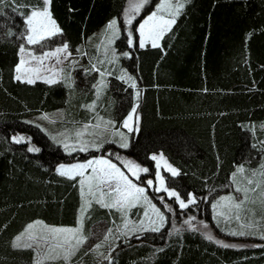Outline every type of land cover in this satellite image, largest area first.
Segmentation results:
<instances>
[{
  "label": "trees",
  "instance_id": "1",
  "mask_svg": "<svg viewBox=\"0 0 264 264\" xmlns=\"http://www.w3.org/2000/svg\"><path fill=\"white\" fill-rule=\"evenodd\" d=\"M36 2L0 4V264H34L32 249L12 247L14 237L31 222L76 225L84 204L78 178L59 175L56 166L97 155V151L67 155L27 121L52 110H62L72 120L87 119L82 105L92 102L97 81V72H85L91 68L87 62L73 71L71 88L64 81L15 80L21 34L26 33L20 13L28 9L13 11V7ZM155 2L151 0L139 16ZM128 4V0H52V16L62 33L48 41L67 43L69 52L86 53L91 62L98 51V33L112 19L124 28ZM132 25L135 28V22ZM132 34L134 47H128V35L116 40L119 60L105 78L97 108L119 126L137 100L136 90L117 79L118 70L136 77L141 92L139 130L121 151L151 170L150 154L161 153L179 172L174 177L165 174L168 187L184 199L189 194L196 199L183 217L197 214L215 228L212 202L232 190L236 167L255 169L264 157L260 145L264 140V0H186L160 47L140 48L135 29ZM125 51L131 58L120 55ZM97 67L104 70L102 65ZM15 134L25 142L14 143ZM29 147L40 151L29 152ZM115 213L93 201L86 213L81 212L84 229ZM230 238L234 243L226 244L236 247L225 248L199 229L168 222L159 232L142 231L119 240L107 264H264V241Z\"/></svg>",
  "mask_w": 264,
  "mask_h": 264
},
{
  "label": "snow or ice",
  "instance_id": "2",
  "mask_svg": "<svg viewBox=\"0 0 264 264\" xmlns=\"http://www.w3.org/2000/svg\"><path fill=\"white\" fill-rule=\"evenodd\" d=\"M14 2V0H13ZM150 0H128L129 7L125 10V17L124 23L126 25H131L133 19L135 18L134 14H139L141 9L147 5ZM190 2V0H187ZM4 0H0V4H3ZM51 4L52 0H37L35 5H19L15 4L13 7V11H17L19 7H26L28 10L26 12L20 13L23 16V22L26 26V33H22L21 36L24 41L28 45H35V44H42L43 41L47 39H51L52 36L61 34L62 29L57 25V22L52 16L51 12ZM185 7L184 0H159L158 6L155 10L151 11L146 18L143 19V22L139 24L138 28L135 29L136 32L139 33L138 38V46L140 48H144L147 43H151L152 47H160L158 41L163 38V35L171 30V27L176 23V18L181 14L182 10ZM119 26L118 21L116 19H112L108 22L105 28V39L107 40L108 45L112 44L114 39L119 35ZM12 35V33H9ZM103 44V41L101 42ZM128 47L136 46L133 40L132 31L128 32V39H127ZM100 45H97L99 49ZM27 51V55L30 60H25L23 55H21L19 63L15 66V80L20 82H26L32 84L35 82V79L27 78L24 79L21 75L22 72L24 73H32L36 79H43L45 83L53 84L60 82L61 79L68 81L67 87L71 88V77L70 74L67 77H62L61 73L64 72L63 68H57L56 65L62 64L63 60H67L72 54L68 51V44L64 43L54 49L45 50L41 53H36L31 49H26L25 44L21 43L19 45V53L24 54ZM79 51V49H77ZM109 52L111 53V59H108V63L114 64L116 60L119 58L116 55L115 49H110L107 45H105V56L107 57ZM86 55V53H85ZM120 55L131 58V54L129 52H122ZM63 56V59H61ZM49 58H55V64L46 66L45 60ZM34 61L35 64L29 67H23L26 64H30V62ZM70 63H76V61H71ZM100 64H104L105 61H99ZM47 71L50 73V76L41 77V71ZM97 72L101 80L93 85V88L97 89V96L99 97L100 90L105 87L103 78L106 75H112V72L104 68L102 71L100 68L97 67L95 63L91 64L90 69H85V72ZM126 83L129 84V87L135 89V97L137 103L131 107V110L128 112L126 118L123 120L122 126L128 128L129 131H138L139 130V116L137 114V108L139 107V98L141 92L138 88L136 77L133 75H129L128 72L124 69H121V75L117 77ZM205 91H207L205 89ZM89 110L95 109V102L90 105H86ZM135 117L136 127L133 129L130 127V122L133 121ZM42 119H48L47 115L41 117ZM100 122H103V127H101V123L98 122L95 125L92 124H85L83 126V131H78L76 133L77 138L82 137L86 132L88 135L96 136V137H103L106 132H110V126L114 127L113 121H104L103 117H98ZM264 127V126H262ZM94 129L91 132H88V129ZM98 130V131H97ZM254 131V128H253ZM113 135H119L122 140L125 142L120 144V147L127 148L129 144L127 143V138L124 136L123 133L119 132L117 129L115 132H112ZM55 140V137H52ZM12 141L14 143H22L25 142V138L22 136H13ZM260 145L264 146V140L260 141ZM91 146L94 147L97 151L103 146L102 143L93 142H82L81 146L79 147V151L83 152L86 151L87 148ZM63 147L65 150H69L70 145L68 143H63ZM253 148H256L257 145L253 144ZM29 152H39V148L29 147L27 149ZM72 150H76L73 148ZM153 160H156V155L151 157ZM161 158H163L161 154ZM261 160L264 161V157H261ZM125 168L128 169L129 172H132L133 176H136L139 179V176L136 174L137 172H147V168H141L139 165L134 164L132 161H122ZM159 168V164L157 165ZM135 169L136 171H133ZM88 170H91L90 172ZM171 175L177 176L179 172L177 169L173 168L171 165L167 166L166 169ZM57 173L61 176H65L68 179L76 180L77 177H80L78 180V184L80 185L81 196L84 198L85 190L87 191V195L95 201V203L99 204L101 207L107 209H115L118 212H122L124 219V227L129 228V221L126 219L127 212L126 209L130 207H135L141 200L144 203L148 204L151 208L154 217L149 216L148 209H145L143 213L144 218L149 219V226L144 230H150L153 232H159L161 227L166 222V217L163 212L159 208H157L154 204H151L148 196L146 195V188L140 187L133 183L132 179L129 178L128 175L125 174L116 164L112 163L110 160L97 157L88 159L83 163H75L70 165L60 164L56 169ZM246 169L243 164L238 165L235 171L232 173V180L233 183H237L236 177L242 176L243 179L239 182L243 186L235 187L234 191L236 193H240L239 196H222L220 197L219 201L213 205V208L218 207L224 201L232 202L230 206L227 208V211H222L218 213V215L223 216L225 222H229L230 220H241V213L242 212H251V209H247L244 205L249 201V193H257L260 198L261 202L264 203V163H261L258 168L253 169L251 171V176L245 175ZM87 173V174H86ZM259 177V179H255ZM156 180L159 182L160 187H157L155 191H163L167 193L169 198H175V200L179 203L180 208H187L189 204H193L196 202V199L192 194H189L187 202L184 199H181L180 194L174 190L169 189L165 186V179L161 176L160 172H156L155 176ZM146 185L151 188L153 185V180L149 179L146 181ZM92 200H85V203L81 206L80 211L82 213H86L87 209L91 207ZM161 203L164 205L165 209L168 211H172L171 207L164 203V198H160ZM256 201H252L255 203ZM254 215V213H253ZM157 219L159 223H157ZM195 217H189L184 221V224L188 225V227L192 230H197L192 221ZM83 216L78 219L77 227L69 228V227H55V226H48L44 225V229L47 232V235L44 234H33L31 230L34 228L35 224H42L41 221L35 222V224H29L25 229L24 233L17 235L15 240L12 243L13 248H33L40 247L42 244L48 247V251L56 252L57 249H60L63 252V255L59 253L56 255H46V259H62L64 260L65 264H70L71 257L75 255L76 251L79 250L84 243L87 242L88 237L83 234ZM260 222L253 221L249 219V222L240 224L241 229H252L253 227L257 226ZM144 220L141 219L139 221V225L143 226ZM205 228L207 225H203ZM133 233L137 231V228L134 226L130 229ZM27 234V240L30 241L29 243L21 244L20 241L22 238ZM112 234V229L107 230V234L105 235L104 239L107 240L108 236ZM126 234V233H122ZM228 234L230 235H240L244 236L249 233L241 230L236 231L232 230ZM208 240H214L212 235H206ZM260 239L264 240V234H261ZM74 241V243H73ZM217 244L227 248V247H236V245H230L223 243L222 241L215 240ZM102 245L96 244L90 251L98 250ZM39 255V253H37ZM101 255H103L101 253ZM105 259H109V257L105 256ZM37 264H41L40 261H37Z\"/></svg>",
  "mask_w": 264,
  "mask_h": 264
},
{
  "label": "rangeland",
  "instance_id": "3",
  "mask_svg": "<svg viewBox=\"0 0 264 264\" xmlns=\"http://www.w3.org/2000/svg\"><path fill=\"white\" fill-rule=\"evenodd\" d=\"M150 2H151V0H150ZM184 2H186V0H184ZM158 4H159V0H156L153 8L150 11H148L146 14H144L142 17H140L139 15L142 14L141 12L143 11V9L146 5L141 9L139 14H134L135 18L133 19L132 23L135 22V28H132V26H133L132 24L131 25L124 24L125 26H124V28H122L119 26V23H118V26L120 29L119 35L117 38L114 39L113 43L110 45H108L107 40L105 39V34H104L105 28H106L105 27L104 30H102L97 35L98 41L95 43V47H96V50H98V51H97L96 57H93L91 62H90L89 60H87V57H85L86 55L82 56V54H80V53L79 54L78 53H76V54L71 53L72 55L70 57H68L67 60H63L62 64L56 65L57 68H63L64 69V72L61 73V76L67 77L70 74L71 80H73V71L76 69V67L80 68L79 66H82L83 62H87L89 64L95 63L97 66L102 65L104 68H107L110 71H112V69H114V67L116 68L117 61L119 59H117L114 64L108 63L107 62L108 59H111L112 57H111L110 52H109L107 57L105 56V45H107L110 49H115L116 55L118 56V53H117L116 47H115L116 40L120 37V35H122V34L128 35L129 31H132L133 29L138 28L139 24L143 22V19L146 18L147 15H149L151 11L155 10V8L158 6ZM128 7H129V4L127 5L126 9H128ZM125 19H126V17L124 14L123 15V22ZM135 33H136L137 45H138L139 33L136 31H135ZM53 38H56V35L51 37V39H53ZM48 40L49 39L43 41L42 44L28 45L23 39V43L25 44L26 49H31L32 51H34L36 53H41L45 50L54 49V48L64 44V42H60V43H55L54 45H52L51 42H49ZM102 41H103V44L101 43ZM160 41H161V39L158 41L159 45H160ZM97 45H100L99 49L97 48ZM146 46H151V43L150 42L147 43ZM21 55H23L25 60H30V58L27 55V51L24 54H20L19 50H18V56H19L18 63L20 61ZM82 57H85V58H83V60H82L81 59ZM61 59H63V56H61ZM101 60L105 61V63L100 64L99 61H101ZM71 61H76V63H70ZM34 64H35V62L32 61V62H30V64H26L23 67H29V66H32ZM53 64H55V58H49V59L45 60L46 66H50ZM14 75H16V73H14ZM21 75L24 79L32 78V79H35V82L36 81H43L44 82L43 79H36L32 73L22 72ZM120 75H121V70H118V75L116 77H118ZM40 76L41 77L50 76V73L42 70L40 73ZM106 76L103 78L104 84H105ZM96 79H97V81L94 84H97L101 80V77L98 73L96 75ZM118 80H120V79H118ZM60 81H64V82L68 83V81L63 80V79H61ZM103 88L99 92V97L97 96V89L94 88L92 102L82 105V108H86V110L89 114L87 119H82V120H80V119H78V120L69 119L70 117L66 116V113L64 114L62 110H52V111H48V112L42 111V112H39V113H36V114L30 116L27 119L28 123L37 126L53 142L59 144L60 147L66 152L67 155L80 153L81 151H79V147L81 146L82 142H93V141H95L96 143H102L103 144V146L98 151L94 147L89 146L86 151L81 152V153H85L88 151H97V153H96L97 155L84 157V159H82V160L76 159V160H73L70 162L59 163L56 166V169L58 168V166L60 164L70 165V164H75V163H83V162L87 161L88 159L97 158V157L106 158V159L110 160L112 163L116 164L117 167H119L122 171H124L125 174L128 175L130 179H132L133 183H135L136 185H138L140 187L146 188V195L148 196L149 200L151 201V204H154L157 208H159L161 210V212H163L165 214V217H166L165 224H167L168 222L171 225L176 224L177 222L184 223V221L186 219H188L189 217H195V219L192 221L193 226L196 229H199L205 236L209 235V234L212 235L214 237V241L219 240V241H222L223 243H234V241L230 237H239V238H244V239L249 238L252 240L264 241V240L259 238L261 234H264V203L261 202V198L257 193H249V201L244 205V207L247 209H251L252 211L251 212H242L240 221L230 220L229 222H225L224 217L218 215V213H220L222 211H227V208L232 203L230 201H224L218 207L213 208V205L216 204L217 201H219L220 197H222V196H230V195L231 196H239L240 195V193H236L234 191V189L237 186H243L242 184L239 183L243 179L242 176L238 175L236 177L237 183H233V180H232V190L230 192H227L225 194L218 196L212 202L211 220H212L213 225H215V228H216L215 229L213 226H210L208 223L204 222L201 217H198L197 214H193L192 216H189V217H183L184 216L183 212L186 209H188V207L192 204H189V206L187 208L182 209V208H180V205L175 200V198H169L167 196L166 192L155 191V189L157 187H160L159 182L155 178L156 172L159 171L161 176L164 179H165V174L171 175V173L166 170L167 166L171 165V164L167 161V159L163 155H162L163 158H161V153H151L150 154V157H152L153 155H156V157H157L156 160L152 159L153 160V170H151V169H148L147 167H144V166L138 164L133 158L129 157L128 155L124 154L121 151V150L126 149V148L120 147V144L125 142V141L122 140L119 135H113L112 132H115L118 129L119 132L123 133L124 136L127 138L128 144H130L131 139H132L134 133L136 132L135 130L129 131L128 128H125L122 126L124 119L122 120V122H120L119 126H116L115 123H114V127L110 126L111 131L106 132L103 137H96V136L88 135L86 132L82 137L77 138L76 133L78 131H83V126L85 124L95 125L96 123L100 122L98 120V117H103L104 121H113V119L111 117L106 116V115L104 116L103 114H101L99 112V107L97 108V106L99 105V104L97 105V99L101 97L102 92L104 90ZM93 102H95V109L94 110H89L87 107H84L86 105L92 104ZM135 104L136 103H134V105ZM45 115H47L48 119H42L41 118ZM126 116L124 118H126ZM100 123H101V127H103V122H100ZM130 127L135 129V127H136L135 117H134L133 121L130 122ZM93 130L94 129L89 128L88 132H91ZM13 136H22V135L21 134H15ZM52 137H55L56 139L53 140ZM63 143H68L70 145L69 150H67V151L65 150V148L63 147ZM115 146H117L119 148H116ZM73 148H75L76 150H72ZM104 152H106V154H103ZM122 161H132L134 164L139 165L141 168H147L148 171L147 172H137L136 174L139 176V179H137L136 176L132 175V172H129L128 169L125 168ZM261 163H264V161H261L260 164ZM158 164H159V168L157 167ZM171 166L173 168H175L173 165H171ZM252 170L253 169H250L248 171L246 170L245 175L251 176ZM88 171L90 172L91 170H88ZM133 171H136V170L133 169ZM77 178H78V180L80 179V177H77ZM149 179L153 180V185L151 188H149L146 185V181ZM255 179H259V177H256ZM165 186L168 187L166 181H165ZM79 188H80V185H79ZM168 188L170 190L173 189L170 187H168ZM80 193H81V191H80ZM161 197L164 198V203L169 205L171 207L172 211H168L165 209L164 205L161 203V200H160ZM181 199H184V198L181 197ZM187 199H184V200L187 202ZM85 200H92V198L87 195L86 190H85V196L83 198L84 203H85ZM253 200L256 202L252 203ZM93 201L94 200H92V202ZM145 209H148L150 217H154V214L152 213L150 206L148 204L144 203L143 200H141L135 207H130V208L126 209V212H127L126 219L129 221V228L124 227L125 221L122 218L123 213L118 212L115 209H113V210L116 212L115 213L116 216L115 217L112 216L109 220H105V219L99 220V221L95 222L94 224H92L89 227V229H87V230L84 229V224H83V234L88 237V240L81 247H79V250L76 251L75 255L71 257L70 264H107L108 259H105L104 257L107 256L110 258L111 251L116 247V244L119 240H121V239L126 240L136 233H139L142 231H148V230H144L145 228H147L149 226V219L143 217V213H144ZM178 212H180L179 215H178ZM253 213H254V215H253ZM78 218L79 219L81 218V211H80ZM141 219L144 220L143 226L139 225V221ZM249 219H251L253 221H259L260 223L257 226L253 227L252 229H247V228L241 229L240 224H244V223L249 222ZM37 221H40V220H36L34 222H31L30 224H35V222H37ZM41 222H42V224H35L34 228L31 230V232L33 234L47 235V232L43 226L44 225L55 226V225H49L43 221H41ZM157 223H159L158 219H157ZM28 225H26L25 228L17 235L24 233L25 229L27 228ZM203 225H207V227L205 228ZM134 226L137 228V231L135 233H133L130 230ZM55 227L75 228V227H77V223L74 226H55ZM108 229H112V234L110 236H108L107 240H105L104 237L107 234ZM217 230H220V233ZM232 230H236V231L243 230L249 234L244 235V236H240V235L234 236V235L228 234ZM122 233H126V234H122ZM15 237L12 240V243L15 240ZM29 242L30 241L27 240V234H25V236L20 241V243L22 245L25 243H29ZM73 243H74V241H73ZM96 244H101L102 246L96 251H90V249L93 248L94 245H96ZM21 248H23V247H21ZM31 249L33 250V253H34V260H33L34 264H37V261H40L41 264H65L64 260H62V259L53 260V259H46L45 258L46 255H56L58 253L60 255H63V252L60 249H57L56 252L50 253L48 251V247L46 245H43V244L40 247H35V245H34V247ZM37 253H39V255H37ZM101 253L103 255H101Z\"/></svg>",
  "mask_w": 264,
  "mask_h": 264
},
{
  "label": "crops",
  "instance_id": "4",
  "mask_svg": "<svg viewBox=\"0 0 264 264\" xmlns=\"http://www.w3.org/2000/svg\"><path fill=\"white\" fill-rule=\"evenodd\" d=\"M152 47V46H151ZM145 48V47H144Z\"/></svg>",
  "mask_w": 264,
  "mask_h": 264
}]
</instances>
